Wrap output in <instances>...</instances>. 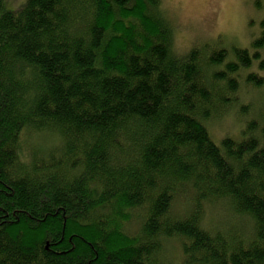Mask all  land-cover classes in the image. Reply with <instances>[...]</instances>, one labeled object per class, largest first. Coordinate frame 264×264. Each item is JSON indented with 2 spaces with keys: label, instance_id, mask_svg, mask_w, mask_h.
I'll return each mask as SVG.
<instances>
[{
  "label": "trees",
  "instance_id": "obj_1",
  "mask_svg": "<svg viewBox=\"0 0 264 264\" xmlns=\"http://www.w3.org/2000/svg\"><path fill=\"white\" fill-rule=\"evenodd\" d=\"M217 41L174 56L155 0H0V264H264V124L238 99L263 79Z\"/></svg>",
  "mask_w": 264,
  "mask_h": 264
},
{
  "label": "clouds",
  "instance_id": "obj_2",
  "mask_svg": "<svg viewBox=\"0 0 264 264\" xmlns=\"http://www.w3.org/2000/svg\"><path fill=\"white\" fill-rule=\"evenodd\" d=\"M155 9L168 25L170 52L180 57L188 53L197 38L202 43L223 41L221 48L226 56L222 63L235 62L229 54V43L246 51L250 63L245 67L244 79L254 74L264 79V49L253 47L252 42L264 31V0H155ZM226 124L238 131L244 125L237 122L235 112L223 117Z\"/></svg>",
  "mask_w": 264,
  "mask_h": 264
},
{
  "label": "rangeland",
  "instance_id": "obj_3",
  "mask_svg": "<svg viewBox=\"0 0 264 264\" xmlns=\"http://www.w3.org/2000/svg\"><path fill=\"white\" fill-rule=\"evenodd\" d=\"M257 1L260 3V0H257ZM3 2L9 10H17L24 4L25 0H3ZM217 40L220 41V39H217ZM219 41H217V42H219ZM209 43H214V42H209ZM209 43H202L199 38H197L193 41V45H202V44L204 45V44H209ZM219 43L222 44L223 41L221 40ZM232 46L237 47L234 42H230L228 47H232ZM263 49H264V47H263ZM250 91H251V93H250ZM252 94H253L252 88H249L247 86H242L240 88V92L238 94V99L242 100L241 102L246 103V104L248 101V106H247L248 111H247L246 115L248 116V118L250 116H252L253 120H255V121L257 120V126H258L257 128L259 129L262 126V124H264V114H261V116H258V115H260L259 112L262 108V106L259 107V105L264 104L263 103L264 102V100H263L264 99V79H263V89L260 90L259 92L255 93V95H252ZM250 95H252V96H250ZM233 109H234V112L236 114L239 113L237 111V108L234 107ZM224 116L225 115H221L220 118L213 120L214 122L213 121L208 122V124L206 125L211 137L215 141H218L225 136H230L233 138L240 136L241 128L238 131H233L232 126L229 124H226L224 122V120H223ZM239 116L241 118L243 117L241 113H239ZM247 116L245 117V119L247 118ZM236 120H237V118H236ZM237 122L242 124L241 121L239 122L237 120ZM33 146L37 147L38 150L45 148L43 145L36 146L33 144ZM203 214H204V217H202V219L204 218V221L201 224H203L204 226H208V224L205 222L208 219V212L205 210V212H203ZM218 217L220 220H223V214L221 215V213H219ZM233 222L238 223L241 226V228L246 229V225H245L246 222H244V219H241V220L233 219ZM231 223H232V220L228 217L227 225L229 224V226H230ZM172 247H174V244L171 242L170 248H172Z\"/></svg>",
  "mask_w": 264,
  "mask_h": 264
}]
</instances>
